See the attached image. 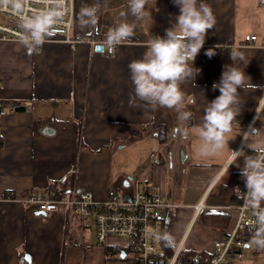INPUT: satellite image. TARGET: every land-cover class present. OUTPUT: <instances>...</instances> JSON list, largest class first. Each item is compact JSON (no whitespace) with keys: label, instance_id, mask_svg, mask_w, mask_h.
Here are the masks:
<instances>
[{"label":"crops","instance_id":"crops-1","mask_svg":"<svg viewBox=\"0 0 264 264\" xmlns=\"http://www.w3.org/2000/svg\"><path fill=\"white\" fill-rule=\"evenodd\" d=\"M94 2L75 0L73 31L87 33L95 28L104 33L122 19L136 25L134 35L113 55L84 42L46 41L32 53L19 41L0 40V100L32 104L30 110L0 116V264H131L124 261L128 253L118 244L95 241L91 217H76L73 223V216L69 220L65 211L38 212L21 199L48 187H76L97 199H103L110 187L128 195L132 178L140 171L142 187L177 205L167 230L173 250L210 251L214 240L231 228L232 195L220 194L219 187L230 172L240 171L247 155L254 154L243 140L249 126L264 128V7L256 0H204L216 22L193 62L199 74L181 84L186 110L193 113L185 123L174 109L153 108L136 98L128 68L131 61L142 58L146 41L165 36L176 22L179 8L173 0H147L139 20L129 13L127 0H108L97 24L81 28L79 11ZM247 33L256 35L255 43L245 42ZM214 48L217 53L206 55ZM237 50L245 59L236 65L257 87L238 89L239 125L233 126L228 148L241 152L226 175L230 152L198 156L194 129L207 103L220 94L212 84L219 82L225 66L232 64L230 53ZM164 123L168 135L160 142L158 131ZM182 127L188 129L187 136ZM181 148L186 155L182 168ZM199 202L206 205L204 212L229 213L228 226H205L193 212ZM195 225L202 239L190 242Z\"/></svg>","mask_w":264,"mask_h":264},{"label":"clouds","instance_id":"clouds-1","mask_svg":"<svg viewBox=\"0 0 264 264\" xmlns=\"http://www.w3.org/2000/svg\"><path fill=\"white\" fill-rule=\"evenodd\" d=\"M30 0H0V9L11 10L19 16V42L33 52L42 47L46 38L60 30L67 14V0H39L44 7L25 12ZM108 0H95L91 5L81 7L78 22L81 28L94 27L102 7ZM179 8L175 23L165 30V36H152L142 58L133 60L128 68L134 86L135 97L155 108L156 106L174 109L178 119L188 122L193 113L186 110L185 94L181 84L195 80L200 69L193 67V62L204 45L205 37L215 25V16L211 7L204 0H173ZM147 0H127L131 16L139 20L145 15ZM135 23L122 19L111 28L106 36V45L115 48L135 33ZM206 55L212 56L209 50ZM232 64L226 65L219 82L212 84L219 90V95L208 102L201 122L194 129L198 137L196 154L202 158L222 154L225 150L230 157L224 165V173L233 165L241 151H232L228 142L234 139L233 126L239 125L236 117L240 114L242 99L238 89L255 90L242 68L236 61L243 62L244 53H230ZM259 113L257 112V119ZM182 134L187 136L188 129L182 127ZM251 155L244 158L240 175L246 191L237 189L244 202V207L252 210L254 219L249 221L252 237L248 247L264 249V132L249 126L243 135ZM163 239L168 240L167 235Z\"/></svg>","mask_w":264,"mask_h":264},{"label":"built area","instance_id":"built-area-1","mask_svg":"<svg viewBox=\"0 0 264 264\" xmlns=\"http://www.w3.org/2000/svg\"><path fill=\"white\" fill-rule=\"evenodd\" d=\"M257 4L264 7V0H256ZM44 7L39 0H30L25 8L27 14L33 10ZM75 0H67V14L60 26L57 36H49L46 41L62 40L68 43L84 42L95 47L102 45L101 51L110 56L116 52L115 48L106 45V36L113 26L108 27L104 33H99L95 28L87 33L72 30L75 20ZM72 30V32H71ZM19 16L11 10L0 9V40L19 41ZM243 39L246 43H255L256 35L247 33ZM45 41V42H46ZM146 45L148 41L145 42ZM41 47L33 52H38ZM218 48L213 52L217 53ZM32 52V53H33ZM3 84L0 81V89ZM32 104L20 99L0 100V116L18 109L30 110ZM264 132V128L262 130ZM140 173L133 176L132 191L128 195L108 188L103 199H97L94 195L76 187L66 190H58L48 187L45 191H35L21 199L31 209L51 213L58 210L65 211L71 220L74 214L81 217H91L94 225V237L98 244L107 243V238L115 237L121 242L118 244L131 256V264H174L181 249L173 250L171 257L166 260L163 255L162 227L167 226L173 217L174 208L177 206L165 196L142 187ZM246 191L244 182L234 186L231 196L233 215L231 228L214 240L212 250H194L187 256V264H229L231 261L243 258L248 247L252 230L249 221L254 219L252 210L244 207L240 192ZM206 205L199 202L193 206L195 216L204 212ZM229 208V207H228ZM230 210V209H229ZM168 230V228H167Z\"/></svg>","mask_w":264,"mask_h":264},{"label":"trees","instance_id":"trees-1","mask_svg":"<svg viewBox=\"0 0 264 264\" xmlns=\"http://www.w3.org/2000/svg\"><path fill=\"white\" fill-rule=\"evenodd\" d=\"M57 33H53L52 36H57ZM152 126L156 127V124H152ZM168 135V126L166 123L162 124L160 130L158 131V139L160 142L165 141ZM244 182L240 171H233L229 173L228 180L225 184L220 185L219 193L222 195H232L234 186L238 183ZM200 219L205 226H212V227H227L230 223V214L224 211H215V212H203L200 215ZM173 217L171 218L172 221ZM170 224V223H169ZM168 224V226H169ZM167 226L162 227V235H165L167 231ZM251 240V237H249ZM122 248V247H121ZM163 255L166 257V260L171 257L173 249L170 247L167 240L163 241ZM249 252L253 253L254 255H261L264 258V249H250ZM193 253L192 250L181 249L174 264H187L186 258L187 256ZM232 261L229 263L231 264ZM166 264V263H165Z\"/></svg>","mask_w":264,"mask_h":264},{"label":"rangeland","instance_id":"rangeland-1","mask_svg":"<svg viewBox=\"0 0 264 264\" xmlns=\"http://www.w3.org/2000/svg\"><path fill=\"white\" fill-rule=\"evenodd\" d=\"M72 32V30H71ZM154 145H152L153 147ZM117 167V166H116ZM76 217H79V215L77 214H74L73 215V223L76 222L75 219ZM90 220L92 221V219L90 218ZM198 223V221H197ZM73 227H74V224H72ZM90 227V237L91 238H94L93 237V226H89ZM75 232H73L72 230V235L74 234ZM202 239L198 234H197V226L195 225L193 230L191 231V234L189 236V241L192 242V241H198ZM79 241V239H77ZM107 243H114V244H120L121 242L119 241L118 238H115V237H109L107 238ZM130 259H131V256L130 255H126V257L124 258V261L126 263H129L130 262ZM122 260V259H121ZM123 261V260H122ZM231 264H264V258L263 256L261 255H254L253 253L249 252V250H247L245 252V256L243 258H240V259H236L234 261H232Z\"/></svg>","mask_w":264,"mask_h":264},{"label":"water","instance_id":"water-1","mask_svg":"<svg viewBox=\"0 0 264 264\" xmlns=\"http://www.w3.org/2000/svg\"><path fill=\"white\" fill-rule=\"evenodd\" d=\"M94 49L97 50V51H102L103 50V46L98 44V45H95ZM185 156L186 155H185V152H184V148H181L180 149V165H181V168H182V163H183V160H184ZM25 257L28 259L27 255Z\"/></svg>","mask_w":264,"mask_h":264}]
</instances>
